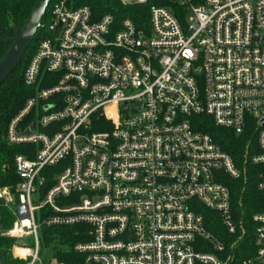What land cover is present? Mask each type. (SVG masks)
<instances>
[{
  "label": "built area",
  "instance_id": "built-area-1",
  "mask_svg": "<svg viewBox=\"0 0 264 264\" xmlns=\"http://www.w3.org/2000/svg\"><path fill=\"white\" fill-rule=\"evenodd\" d=\"M51 3L49 36L23 73L36 94L5 132L34 148L14 163L15 258L44 264L43 227L84 226L89 242L70 248L84 264H230L246 229L225 181L264 167V0H169L149 7L144 29ZM199 116L253 130L257 151L238 167L195 129ZM207 212L240 232L229 250ZM252 221L257 253L244 264H264V214Z\"/></svg>",
  "mask_w": 264,
  "mask_h": 264
},
{
  "label": "trees",
  "instance_id": "trees-1",
  "mask_svg": "<svg viewBox=\"0 0 264 264\" xmlns=\"http://www.w3.org/2000/svg\"><path fill=\"white\" fill-rule=\"evenodd\" d=\"M37 1L0 0V62L10 48V41L22 29ZM68 2L71 7L88 6L97 18L110 14L114 16L117 23L123 19L131 18L140 29L149 27L150 6H169V0H149L144 5H125L121 0H68ZM43 28L45 27L41 22L38 31ZM37 39L38 34L35 35L32 45L22 57V61L10 73L8 79L0 85V190L6 191L9 197L13 196L17 199L20 181L16 173V166H14L15 159L18 155L25 154L26 151L33 152L34 148L26 145L13 146L8 144L5 132L11 119L21 112L26 101L36 94V89L25 84L23 73L37 49V46H34ZM31 118L28 117L27 122L32 121ZM193 123L196 130L210 135L224 152L226 151L231 155L238 167L244 166L246 154L249 157L257 151L256 138L251 129L237 135L233 130L217 127L210 116L195 117ZM246 168L245 178L241 180L227 178L225 181L229 191H231V207L234 219L238 225L242 223L246 229L242 241H239L233 250L234 259L230 264H244L245 261L256 256L254 235L256 225L253 223L252 217L257 213L264 214V190H260L258 187L260 174L264 167L247 164ZM49 185L51 184L49 183ZM0 213L2 214L0 224L7 231L14 221V217L4 207H0ZM206 214L208 230L224 241L227 250H229L231 244L239 239L240 232L235 236L228 235L216 213L207 212ZM88 229L84 226L43 227L41 238H44L45 242L53 244L55 250L60 249L54 256L64 264H84L85 257L71 251L70 248L78 242H89L90 237L84 236ZM58 243L66 246L67 251H63ZM15 244L13 239L0 237V253L3 264H25L24 261L15 258L12 253V246Z\"/></svg>",
  "mask_w": 264,
  "mask_h": 264
},
{
  "label": "water",
  "instance_id": "water-1",
  "mask_svg": "<svg viewBox=\"0 0 264 264\" xmlns=\"http://www.w3.org/2000/svg\"><path fill=\"white\" fill-rule=\"evenodd\" d=\"M51 3V0H38L35 7L32 9V13L28 17L27 21L22 26V29L17 32L16 37L10 41L11 45L7 53L2 58L0 62V85H2L10 73L18 66L22 61V57L25 55L26 51L32 45L35 35L39 29L40 23L46 13V10ZM130 5L131 3H125ZM142 4V3H138ZM34 128L32 125L29 129L30 132ZM5 206V199L1 195L0 190V207ZM2 219V214L0 213V222ZM1 232H6V229L0 224Z\"/></svg>",
  "mask_w": 264,
  "mask_h": 264
},
{
  "label": "rangeland",
  "instance_id": "rangeland-1",
  "mask_svg": "<svg viewBox=\"0 0 264 264\" xmlns=\"http://www.w3.org/2000/svg\"><path fill=\"white\" fill-rule=\"evenodd\" d=\"M51 9H52V3L49 4L47 10H46V15L43 17L42 19V24L45 28L43 29H40L38 31V39L36 42H34V46H37L39 40H41L42 38L46 37V36H49V30H48V26L50 25L51 23V17H52V12H51ZM1 195L2 197H4L5 199V206L4 208L6 209L7 212H9L10 214L12 213L13 217H14V221L12 222L11 226H9V230H7L6 232H1L0 230V237H3L5 239H10V240H16L15 238L13 237H10L8 236V233L12 232V230L14 229V224L16 222V212H15V209H16V204H17V198L11 196L9 197L7 192L6 191H1ZM41 254H40V258L42 260V262L44 264H58L59 263V259L56 258L54 256V249H55V246L53 244H49L47 242H45L44 238L42 239L41 238ZM29 246H34V243L31 242V240H29ZM59 247L62 248L63 251H65L66 249V246H64L63 244L61 243H58ZM57 246V247H58ZM14 245L12 246V253L14 254V249H13ZM67 251V250H66ZM0 264H3V259H2V254L0 253ZM37 264H41L40 262H38Z\"/></svg>",
  "mask_w": 264,
  "mask_h": 264
},
{
  "label": "flooded vegetation",
  "instance_id": "flooded-vegetation-1",
  "mask_svg": "<svg viewBox=\"0 0 264 264\" xmlns=\"http://www.w3.org/2000/svg\"><path fill=\"white\" fill-rule=\"evenodd\" d=\"M4 207V206H3Z\"/></svg>",
  "mask_w": 264,
  "mask_h": 264
}]
</instances>
